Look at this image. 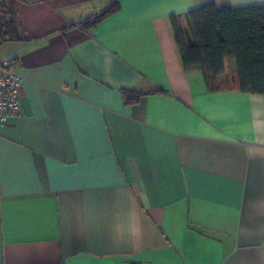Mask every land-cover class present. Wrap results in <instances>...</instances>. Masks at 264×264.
Masks as SVG:
<instances>
[{"label": "crops", "instance_id": "0c3cea01", "mask_svg": "<svg viewBox=\"0 0 264 264\" xmlns=\"http://www.w3.org/2000/svg\"><path fill=\"white\" fill-rule=\"evenodd\" d=\"M20 0L0 60V264H264V94L184 69L170 17L204 3ZM226 85V86H223Z\"/></svg>", "mask_w": 264, "mask_h": 264}, {"label": "trees", "instance_id": "16d2710c", "mask_svg": "<svg viewBox=\"0 0 264 264\" xmlns=\"http://www.w3.org/2000/svg\"><path fill=\"white\" fill-rule=\"evenodd\" d=\"M20 0H15V2ZM119 9V0H112L99 13L80 22L90 29ZM187 28L179 18L170 17L173 38L184 69L203 72L208 89L221 88L219 75L224 61L235 62V80L228 81L241 91L264 94V4L233 7L210 1L187 11ZM16 29L8 6H0V41L15 40ZM226 86V85H223Z\"/></svg>", "mask_w": 264, "mask_h": 264}, {"label": "built area", "instance_id": "2783aa9c", "mask_svg": "<svg viewBox=\"0 0 264 264\" xmlns=\"http://www.w3.org/2000/svg\"><path fill=\"white\" fill-rule=\"evenodd\" d=\"M15 0H0V6L10 7ZM22 78L13 60H0V125L21 113L19 91Z\"/></svg>", "mask_w": 264, "mask_h": 264}]
</instances>
